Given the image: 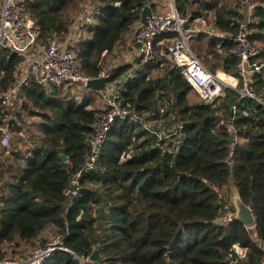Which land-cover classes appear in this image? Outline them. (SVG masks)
Masks as SVG:
<instances>
[{"label":"trees","instance_id":"16d2710c","mask_svg":"<svg viewBox=\"0 0 264 264\" xmlns=\"http://www.w3.org/2000/svg\"><path fill=\"white\" fill-rule=\"evenodd\" d=\"M156 1L27 0L26 6L41 43L53 36L67 40L84 16L73 49L82 73L94 77L105 66L104 55L113 53L140 23L146 5L155 11ZM242 1L175 3L180 13L190 15L191 24L205 16L216 33L234 34ZM79 4L84 7L77 13ZM98 8L101 12L93 14ZM251 28V41L264 60V5L257 8ZM189 44L210 71L217 74L216 67H221L242 87L239 60L230 53L232 42L200 33ZM21 62L9 50H0V120L9 119L0 124L9 125L12 134L8 147L0 145V261L16 258L24 246L28 251L44 247L59 235L69 250H58L41 264H80L78 257H88L95 249L99 258L88 264H230L227 257L235 243L248 250L238 264L264 263V70L248 77L261 102L239 103L232 120L231 106L238 96L234 90L228 89L216 103L199 101L176 64L156 47L148 65L122 92L124 106L140 120L115 122L94 168L80 176L74 196L66 191L92 153L90 136L102 111L94 99L101 103V92L86 90L89 98L78 102L63 94L65 84L47 88L32 83L21 89V106L13 111L4 105L3 95L14 85ZM132 68L129 62L117 64L110 82L121 81ZM39 117L33 130L31 120ZM167 117L173 128L166 132L178 129V135L160 140L157 128L153 126V133L146 124ZM231 180L253 209V227L234 221L227 227L214 224L218 211L230 204Z\"/></svg>","mask_w":264,"mask_h":264},{"label":"built area","instance_id":"2783aa9c","mask_svg":"<svg viewBox=\"0 0 264 264\" xmlns=\"http://www.w3.org/2000/svg\"><path fill=\"white\" fill-rule=\"evenodd\" d=\"M26 2L27 0H0V50H9L22 58L14 85L3 95L4 105L10 107L13 111L18 110L21 106L19 98L21 89L32 83H37L47 88L62 84L66 86L75 85L77 89L96 92L97 95L101 92L102 96V111L90 136L92 153L85 168L79 170L73 176L71 180L73 188L68 189L66 191L67 194L72 192L74 196H77L80 176L84 172H89L94 168L98 152L106 141L107 135L115 122L118 120L138 122L140 120V116L136 112L124 106L122 92L125 84L131 79L136 78L148 65L154 57L156 47H160L162 54L166 55L176 64L181 75L198 92L205 103H216L225 96L228 89H236L232 82L233 76L226 74L225 78H220L218 74L210 71L191 48L189 39L200 33L219 35L226 41L233 43L230 53L238 58V69L244 80L242 87L238 89L241 97L244 100L252 99L261 102V99L252 90L248 79L249 70L252 72L264 70V60L259 59L260 49L251 41V25L254 22L255 12L257 8L264 5L259 0L242 1V18L239 19L238 30L234 34L216 33L212 28V23L205 16L196 18L194 23L191 24L190 15L180 13L175 0H172V10L170 13L159 14L153 12L147 18L145 24L141 23L140 20L133 33L127 38V42H129L127 45L133 49V58L129 62L133 64V68L121 81L114 83L110 82V71L116 65L112 68L104 66L100 73L94 77L82 73L79 68L73 44L81 32L84 16H80L77 19L67 40L53 36L49 37L45 43H41L36 22L29 15ZM86 20H91V18L87 17ZM186 24L188 27H186ZM104 56L106 59L108 55ZM99 77L108 78L104 89L96 91L88 87L89 80ZM235 80L238 79L236 78ZM165 111V107L159 110L161 114H164ZM239 111L240 107L238 103L231 106L232 120H235ZM241 111L243 115L248 114V111L245 109ZM169 116L172 117V115ZM8 121L9 119L5 117L3 120H0V123ZM146 126L147 129H152L153 133L155 132L153 128L154 121H149ZM0 127L4 128L0 145L8 147L12 139L9 125L4 126L0 124ZM181 127L182 125L179 128ZM156 133L160 140H165V138L178 135V129L170 133L156 129ZM233 156L234 151L231 150L227 161L229 166L233 164ZM220 212L219 225L229 226L233 222L232 215L234 209L228 204L221 208ZM261 247L264 250L263 243H261ZM58 250L69 249L64 246L61 236L55 235L44 247L37 248L25 262L6 259L0 261V264H41ZM247 252L246 247L235 243L231 247L227 258L230 264H238L247 257ZM78 259L80 264H88L91 261L90 256L78 257Z\"/></svg>","mask_w":264,"mask_h":264},{"label":"rangeland","instance_id":"374dc122","mask_svg":"<svg viewBox=\"0 0 264 264\" xmlns=\"http://www.w3.org/2000/svg\"><path fill=\"white\" fill-rule=\"evenodd\" d=\"M156 3H157V7L155 9V13L167 14V13H170V11L172 10V0H157ZM82 6L84 7V5H80V4L77 5V7L75 9V12L78 13V12L83 11ZM100 12H101L100 8L92 10L93 14H98ZM122 53H123L122 51H118V53L115 56L107 57V59H105V61H104L105 66H107L109 68H112L114 65L126 63L125 59H130V58H125L124 59V56H123ZM125 56L130 57L128 55H125ZM211 62H215V60L211 59ZM216 71H217L216 73L220 76V78H225L226 77L225 76L226 74H224V72H223L221 67L218 68V66H217L216 67ZM251 73H252V71L249 70L248 77L250 76ZM66 88H67V90H65V92H63V94L64 95L65 94L70 95L71 97L75 98L78 102L85 101L86 99L89 98L88 94H85V93H87V91L77 89V86H75V85L67 86ZM67 91L69 93H67ZM198 95H197V99L199 101H200V99L202 100L201 96L200 95L198 96ZM98 99H99V97L98 98L95 97L94 105H99L100 104V100L101 99H99V100ZM31 121L33 122V125H34L33 126V130H37V128L39 126V123L41 122L40 117L32 119ZM154 124H155L154 127L157 128L158 130H161L162 132L171 130V128H173V127H171L172 124H171L170 120L168 119V117L167 118L157 119L154 122ZM220 211H221V209L218 211V215H217L216 219L214 220V224L218 225V226H219V220H220V216H221V212ZM24 247L18 249L19 253L17 254V256H15L16 258L12 257V258H9V259L16 260L17 262H25L28 259L27 256H31L33 254V252L36 250V248H38V247L34 248L32 250L33 252L31 251V249H29V251H30L29 252ZM31 252H32V254H31Z\"/></svg>","mask_w":264,"mask_h":264},{"label":"water","instance_id":"95a60500","mask_svg":"<svg viewBox=\"0 0 264 264\" xmlns=\"http://www.w3.org/2000/svg\"><path fill=\"white\" fill-rule=\"evenodd\" d=\"M121 3H117V6H120ZM153 14V8L151 5H146L141 13V23L145 24L147 22V18ZM186 27L188 25L186 24ZM108 78L99 77L94 78L88 81V87L100 91L104 89L107 85ZM233 116V114H232ZM4 133V128L0 127V139ZM156 148L161 150L164 153V148L157 144ZM61 158L63 161H67L68 157L65 154H61ZM185 174H182L184 176ZM231 189L230 194L227 196L226 200L234 207V213L232 215V219L234 222H240L247 227H252L256 224V216L253 212V209L247 205L241 198L239 190L235 185L234 181L231 180L230 183ZM99 258V250L95 249L94 252L90 255L91 261H97Z\"/></svg>","mask_w":264,"mask_h":264},{"label":"crops","instance_id":"0c3cea01","mask_svg":"<svg viewBox=\"0 0 264 264\" xmlns=\"http://www.w3.org/2000/svg\"><path fill=\"white\" fill-rule=\"evenodd\" d=\"M153 12H155V11H153ZM139 24V23H138ZM138 24L136 25V27L138 26ZM135 27V28H136ZM135 28L132 30V31H130L129 33H127L124 37H123V40L120 42V44H119V46L117 47V49L113 52V53H111V55L109 54L107 57H111V56H115L117 53H118V51H122L123 53V56H124V59L125 58H130V59H125V61L126 62H131L132 61V58H133V49L130 47V46H128L127 44L129 43V42H127L128 41V37L133 33V31L135 30ZM125 55H128V56H130V57H127V56H125ZM132 55V56H131ZM107 59V58H106ZM18 72V71H17ZM236 78L235 77H233V84L235 85L234 87L236 88V89H231V90H234L237 94H238V96H237V103L239 104V103H241V102H243L244 101V99L241 97V94H240V92H239V88L241 87L240 86V82L237 80H235ZM87 94V93H86ZM20 100H21V103H22V99L20 98ZM102 105V102L100 103V106ZM14 119V118H13ZM231 119H232V114H231ZM229 126H230V129H232V130H234L235 131V128H234V122H232L231 121V123H230V121H229ZM239 136H238V134H236V140H238L239 138H238ZM240 139L241 140H243V137L242 136H240Z\"/></svg>","mask_w":264,"mask_h":264}]
</instances>
